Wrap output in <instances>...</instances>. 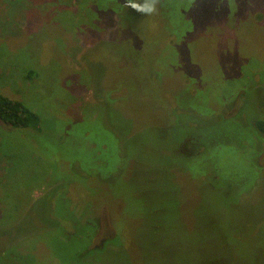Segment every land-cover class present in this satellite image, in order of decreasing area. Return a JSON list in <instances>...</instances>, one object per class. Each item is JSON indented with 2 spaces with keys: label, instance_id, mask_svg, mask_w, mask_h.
<instances>
[{
  "label": "rangeland",
  "instance_id": "1",
  "mask_svg": "<svg viewBox=\"0 0 264 264\" xmlns=\"http://www.w3.org/2000/svg\"><path fill=\"white\" fill-rule=\"evenodd\" d=\"M117 2L0 0V264H264V0Z\"/></svg>",
  "mask_w": 264,
  "mask_h": 264
},
{
  "label": "trees",
  "instance_id": "2",
  "mask_svg": "<svg viewBox=\"0 0 264 264\" xmlns=\"http://www.w3.org/2000/svg\"><path fill=\"white\" fill-rule=\"evenodd\" d=\"M162 2H163V0H162ZM115 3H116V1H115ZM118 3H119V0L117 2V5H118ZM120 6H119L120 8H117V10L120 9L119 11H121L122 8H123L122 4ZM127 7H130V6L127 5ZM133 15L134 14H132L130 16H133ZM113 94H114V90L111 92V95H113ZM112 100L115 101L116 99H112ZM0 121L3 124H5L6 126H10V127H13V128L33 129V130H36V131H41V129H42L41 128V119L36 113L31 111L29 108L25 107L22 103H20L18 101L11 100V99H9V98L1 95V94H0ZM225 121H227V122L228 121L235 122L236 118L234 120L227 119ZM254 126L256 128L255 131L257 133H259V135L264 136V119L256 120ZM187 138L190 139V141L192 143H196V144L199 143V147L201 148V151L197 152L195 154L196 155L195 157H197V156L200 157L203 153L202 154H199V153H201L203 151L204 152L206 151L205 142L201 141L197 136H191V137H187ZM202 143H203V145H200ZM218 144H220V142H218ZM218 144H216V145L219 146ZM210 145H212V144H210ZM93 224H95V222L93 220H89V218H87L86 221L83 223V226H82L83 229L91 231V233L94 232V233H92L94 235V237H93V235L90 236L88 231H86L88 234H85V238L87 240H89V244H91L94 241L95 236L97 234V230H98L97 225H93ZM115 230L116 229L113 228L114 233L111 234V236H109L108 239L104 238L106 243L108 241H110L111 239H114L116 237ZM72 232L74 233V231H72ZM72 232H69L68 238L64 235V232H62V234L64 235V238H67L66 241H65L66 243H69L71 241L69 236H70V234ZM72 235L74 236V234H72ZM90 240H92V242ZM95 250L96 249H94V248L92 249L91 248L90 250H87V251H89V253H93L92 251H95Z\"/></svg>",
  "mask_w": 264,
  "mask_h": 264
},
{
  "label": "clouds",
  "instance_id": "3",
  "mask_svg": "<svg viewBox=\"0 0 264 264\" xmlns=\"http://www.w3.org/2000/svg\"><path fill=\"white\" fill-rule=\"evenodd\" d=\"M160 0H129V6L142 15L152 16L157 12Z\"/></svg>",
  "mask_w": 264,
  "mask_h": 264
},
{
  "label": "flooded vegetation",
  "instance_id": "4",
  "mask_svg": "<svg viewBox=\"0 0 264 264\" xmlns=\"http://www.w3.org/2000/svg\"><path fill=\"white\" fill-rule=\"evenodd\" d=\"M101 243H103V241Z\"/></svg>",
  "mask_w": 264,
  "mask_h": 264
}]
</instances>
